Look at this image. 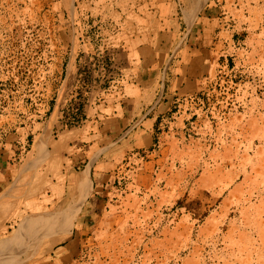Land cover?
Instances as JSON below:
<instances>
[{"label":"rangeland","instance_id":"obj_1","mask_svg":"<svg viewBox=\"0 0 264 264\" xmlns=\"http://www.w3.org/2000/svg\"><path fill=\"white\" fill-rule=\"evenodd\" d=\"M189 2L0 0V264H264V0ZM137 83L147 146L101 131ZM49 156L90 195L68 240L19 250Z\"/></svg>","mask_w":264,"mask_h":264},{"label":"bare ground","instance_id":"obj_2","mask_svg":"<svg viewBox=\"0 0 264 264\" xmlns=\"http://www.w3.org/2000/svg\"><path fill=\"white\" fill-rule=\"evenodd\" d=\"M196 0H190V9L183 11V19L190 21L192 19V12L194 9ZM189 6V5H188ZM51 150L53 146H50ZM39 144H36L34 151H41ZM58 160L49 156L47 161V171L52 174L49 180H46L41 175H38L30 185V189L33 192L31 196L34 199L29 200L24 204V207L31 209L30 214L34 220V227L31 230L26 229L20 231L16 239L13 241L14 245L18 246L19 250H25L30 246L42 244L47 247V251L58 243L68 240L72 229V221L78 213L80 206H82L84 200L90 195V180L88 168L77 172L70 173L67 170L65 176L60 178L58 171L60 170ZM50 188H56V191L60 193L65 188V197L59 198L58 201L52 205L50 211H47L44 206V200L40 196V189L44 186ZM26 210V209H25ZM47 215L41 216L40 214L46 213ZM27 215V214H26ZM27 225V218L20 216L18 220H15L11 230L19 229V226L25 227ZM25 254L21 256L24 257ZM26 256V255H25ZM19 262L11 263L17 264Z\"/></svg>","mask_w":264,"mask_h":264},{"label":"crops","instance_id":"obj_3","mask_svg":"<svg viewBox=\"0 0 264 264\" xmlns=\"http://www.w3.org/2000/svg\"><path fill=\"white\" fill-rule=\"evenodd\" d=\"M132 36L137 37H149L150 34L146 28H143L141 26L140 31H138L136 34L131 33ZM138 50V51H137ZM138 54V62L142 63L144 60L147 61L148 56V49L147 47L143 46L139 49H133L132 57H136L137 59ZM132 63L136 65V63L132 60ZM138 63V64H140ZM134 65V67H135ZM135 94L134 97L131 95L129 97L122 98V101L118 102L117 105H115L114 109L112 106H110V109L108 111V121H112L108 127H103L101 130L102 133H119L121 135H131L129 138L132 145L137 144H143V146H147L151 141V135L153 133V127H154V121L158 117H155V113H158L159 110V104L152 107H147L145 110L141 112V114H134L135 103H140L141 106L145 101L146 97H148L147 89H143L139 86V84H136L135 87ZM139 96V99H138ZM148 100V99H146ZM142 109V108H141ZM153 112V117H149V113ZM159 114V113H158ZM106 115V114H105ZM126 116H128L126 118ZM154 118V121H152ZM151 121V122H150ZM139 122V123H138ZM124 136V137H125Z\"/></svg>","mask_w":264,"mask_h":264}]
</instances>
